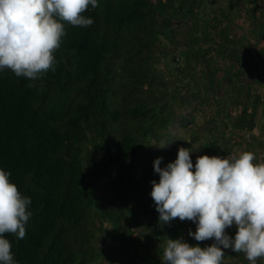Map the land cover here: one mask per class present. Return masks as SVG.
<instances>
[{"label": "trees", "instance_id": "16d2710c", "mask_svg": "<svg viewBox=\"0 0 264 264\" xmlns=\"http://www.w3.org/2000/svg\"><path fill=\"white\" fill-rule=\"evenodd\" d=\"M98 3L82 13L91 26L64 22L55 71L0 72V167L32 200L25 237L6 234L18 264H161L166 238L188 242L195 224L158 223L156 158L185 147L194 165L246 151L264 163V0L237 15L235 0ZM224 251L222 264H249Z\"/></svg>", "mask_w": 264, "mask_h": 264}, {"label": "clouds", "instance_id": "9594fccd", "mask_svg": "<svg viewBox=\"0 0 264 264\" xmlns=\"http://www.w3.org/2000/svg\"><path fill=\"white\" fill-rule=\"evenodd\" d=\"M98 0H0V72L37 80L55 71V51L66 35L65 23L88 27L82 15ZM165 149V148H164ZM189 148L180 147L174 162H153L159 181L152 180L150 196L163 226L175 218L191 221L188 236L210 245L193 246L183 237L166 238L161 264H222L224 250L244 253L249 264L264 259V163L255 154L198 156L193 164ZM31 197L18 191L11 173L0 167V264H18L12 243L26 235L33 213ZM235 225V235L228 229Z\"/></svg>", "mask_w": 264, "mask_h": 264}, {"label": "rangeland", "instance_id": "374dc122", "mask_svg": "<svg viewBox=\"0 0 264 264\" xmlns=\"http://www.w3.org/2000/svg\"><path fill=\"white\" fill-rule=\"evenodd\" d=\"M236 4V12H235V15L239 14L244 8H245V0H236L235 2ZM239 12V13H238ZM231 32H232V35L235 36L237 38V40H239L240 42L243 43V48H244V53H246L247 51V40L245 38V35H244V32L242 31V29L238 26V23H237V19L234 18V20L231 22ZM244 80H246V82H253L254 81V77L247 71L245 70V74H244ZM225 92H230V89L228 88H225ZM260 128H259V133L261 132H264V118L262 117L260 119ZM213 131L214 130V127L211 126V124H198V128H196V131L195 133L197 134H203L205 133L206 131ZM173 134H178V132L176 130H173L172 131ZM186 141H189V142H194L195 139L190 136V137H186L185 138ZM187 241L190 245H197L199 244L200 247H205V244L206 243H209L211 244L212 243V240H208V241H204V242H197L195 241L194 239H192L191 237H188L187 238Z\"/></svg>", "mask_w": 264, "mask_h": 264}, {"label": "crops", "instance_id": "0c3cea01", "mask_svg": "<svg viewBox=\"0 0 264 264\" xmlns=\"http://www.w3.org/2000/svg\"><path fill=\"white\" fill-rule=\"evenodd\" d=\"M235 2H236V0H235Z\"/></svg>", "mask_w": 264, "mask_h": 264}]
</instances>
